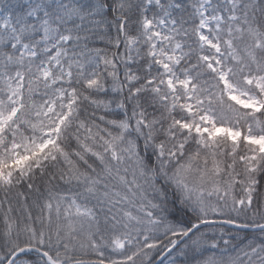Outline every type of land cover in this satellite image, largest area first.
<instances>
[{"label": "snow or ice", "instance_id": "snow-or-ice-1", "mask_svg": "<svg viewBox=\"0 0 264 264\" xmlns=\"http://www.w3.org/2000/svg\"><path fill=\"white\" fill-rule=\"evenodd\" d=\"M0 264H264V0H0Z\"/></svg>", "mask_w": 264, "mask_h": 264}]
</instances>
